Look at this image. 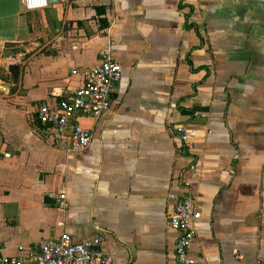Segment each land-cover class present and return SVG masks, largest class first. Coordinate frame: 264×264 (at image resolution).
Returning <instances> with one entry per match:
<instances>
[{
    "label": "crops",
    "instance_id": "obj_1",
    "mask_svg": "<svg viewBox=\"0 0 264 264\" xmlns=\"http://www.w3.org/2000/svg\"><path fill=\"white\" fill-rule=\"evenodd\" d=\"M109 39L122 78L68 153L38 109L81 87ZM185 179L196 264H264V0H0L1 255L66 232L104 235L113 264H180L169 195Z\"/></svg>",
    "mask_w": 264,
    "mask_h": 264
},
{
    "label": "built area",
    "instance_id": "obj_2",
    "mask_svg": "<svg viewBox=\"0 0 264 264\" xmlns=\"http://www.w3.org/2000/svg\"><path fill=\"white\" fill-rule=\"evenodd\" d=\"M23 2L28 10L44 8L50 3L49 0ZM106 46L99 64L81 70L84 78L81 87L70 90L58 100L55 107L42 104L38 109L39 123L52 129L68 153H78L89 147L92 132L79 123L78 119L81 116L98 118L108 110L112 94L122 78L123 67L113 55L112 39H109ZM175 130L183 141L189 140L181 124L175 125ZM189 169L196 174L195 164ZM183 184L188 193L171 192L169 195V200L174 205L170 225L179 232L176 253L180 264H196V260L190 257V252L197 234L195 221L203 214L191 193V181L185 179ZM60 198L66 199L64 194ZM72 237L65 232L60 237L48 238L36 245H19L18 251L23 257L0 254V264H113L112 255L102 249L104 235L97 234L82 242H74Z\"/></svg>",
    "mask_w": 264,
    "mask_h": 264
},
{
    "label": "water",
    "instance_id": "obj_3",
    "mask_svg": "<svg viewBox=\"0 0 264 264\" xmlns=\"http://www.w3.org/2000/svg\"><path fill=\"white\" fill-rule=\"evenodd\" d=\"M55 1H57V0H49V2H55ZM9 70H10V73L12 75V78L11 79L14 81L16 79V77H17L18 67H17V65H11L9 67ZM47 199H49V200H55L56 198L55 197H48Z\"/></svg>",
    "mask_w": 264,
    "mask_h": 264
}]
</instances>
